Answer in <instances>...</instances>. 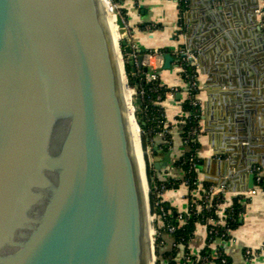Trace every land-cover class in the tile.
Wrapping results in <instances>:
<instances>
[{"label": "water", "instance_id": "obj_1", "mask_svg": "<svg viewBox=\"0 0 264 264\" xmlns=\"http://www.w3.org/2000/svg\"><path fill=\"white\" fill-rule=\"evenodd\" d=\"M118 25L126 77L147 71ZM151 215L101 0H0V264H151Z\"/></svg>", "mask_w": 264, "mask_h": 264}, {"label": "crops", "instance_id": "obj_2", "mask_svg": "<svg viewBox=\"0 0 264 264\" xmlns=\"http://www.w3.org/2000/svg\"><path fill=\"white\" fill-rule=\"evenodd\" d=\"M254 3L255 0H211L208 12L206 0H189L181 25L178 0L119 1L136 48H169L173 52L189 49L197 54V97L202 114L198 174L208 184L225 187L224 204L216 213L219 222L225 220L226 208L233 198L247 187L252 167L261 166L264 175V23L253 10ZM258 3L264 8V0ZM160 79L169 88H179L180 93L162 102L173 140L171 149L161 153L164 140L155 135L153 146L157 149L153 148L156 154L152 159L161 163L160 169L155 168L159 179L181 181L178 187L164 191L162 201L182 212L199 196L184 183V169L175 165L190 150L178 124L187 98V83L177 61L170 69L160 70ZM168 152L171 159L165 164ZM246 202L240 223L230 231L228 240L208 243L207 226L198 223L188 250L201 254L222 248L229 264H264V191ZM161 236L165 243L161 251H170L172 236L166 232ZM247 248L257 251L250 259L245 256Z\"/></svg>", "mask_w": 264, "mask_h": 264}, {"label": "built area", "instance_id": "obj_3", "mask_svg": "<svg viewBox=\"0 0 264 264\" xmlns=\"http://www.w3.org/2000/svg\"><path fill=\"white\" fill-rule=\"evenodd\" d=\"M116 6L117 3H116ZM257 15H261L262 22L264 23V8L256 9ZM134 49H137L133 44ZM166 53L161 52L159 49L154 50L152 52H146L145 65L148 67L146 73V81L149 84L147 87H142L140 84V89L138 92V109H140L146 116L148 121L151 123V127L149 128V133H153L155 135L162 136L164 142L160 146L161 153H166L172 146V136L169 133L168 128L166 127V115L165 109L162 105L163 102V94H161V89L167 88L165 92V98H173L175 95L180 93L179 88L177 87H167L163 85L160 79V70L162 69L164 63V55ZM175 57V61H177L178 65L182 68V72L185 73V77H183L187 83V98L186 102L189 105V109H183V114L178 120L179 129L181 133V137L183 142L189 147V149H194L196 153H198L199 145V137L202 131V114H201V104L197 97L198 94V70H197V54L189 49H180L172 53ZM138 52L134 50V56L137 57ZM174 61V62H175ZM186 61L189 66L192 67L193 72L189 73L183 67V62ZM143 70L137 64L135 65V69ZM187 71V72H186ZM188 126V127H187ZM142 132V130H140ZM142 136V133H141ZM164 146V148L162 147ZM151 149L154 146H150ZM189 150V151H190ZM148 151V150H147ZM154 149L152 151V155H154ZM186 162L189 163V170H194L199 166V162L196 160V155L192 153L188 158L186 157ZM152 166H154L152 164ZM251 172L255 175L254 186L247 191H243L241 195H244L245 199H251L253 196L259 194V192L264 191V175L262 174L261 166L252 167ZM154 182V181H153ZM184 183L188 185L190 183V177L186 178ZM194 184L198 187L197 189H192L190 191L199 192V196L191 200L186 211H182L178 213V221L180 225H184L188 222V219L194 214H200L204 209H220V207L224 204V202L215 201V197L220 193H225V187L223 184L212 185L209 187H204V181H202L199 177L193 181ZM208 184V183H207ZM151 188L154 189L155 195L158 198L153 206L151 207V218L153 223V231H154V240L156 245H159L161 248L164 246V240L162 239V233L157 231L156 223L162 222L164 225V220L168 217L171 211L166 210L163 206L162 195L165 190H167L166 184L161 183L160 185H156L155 182L151 185L150 182V192ZM200 190L203 191V194L200 195ZM237 219L235 214V208L232 207V204L226 208V216L223 222H219L213 216H207L205 225L210 224L208 228V239L209 243H213V241L217 240L219 242H224L229 239L230 236V222H233ZM166 228L164 232L168 233L172 236L171 250H178V253L174 258L177 260L176 264H228V258L224 253L222 248H219L215 253L210 254H197L193 253L190 250H186V236L185 235H176L177 226L171 222L165 223ZM159 243V244H158ZM156 247L154 246L155 251V264L157 261L156 256ZM257 251L253 249L247 248L245 250V256L247 259H250L253 255H255ZM173 258V259H174Z\"/></svg>", "mask_w": 264, "mask_h": 264}, {"label": "trees", "instance_id": "obj_4", "mask_svg": "<svg viewBox=\"0 0 264 264\" xmlns=\"http://www.w3.org/2000/svg\"><path fill=\"white\" fill-rule=\"evenodd\" d=\"M119 1H121V0H117V2H119ZM178 1H179V10H180L179 24L182 25L184 23L183 22V16H184L185 11L188 8V1L189 0H178ZM121 13L125 17V19H127V14H126L124 9H121ZM159 50L163 53H167V52L173 53V51H171L169 48H160ZM152 51H154V50H150L148 52H152ZM183 67L189 73L193 72L192 67L189 66L186 61L183 62ZM126 70L128 72L130 84L133 85L134 81L138 80L139 84L142 87H147L149 85L146 81V73L144 72V70H139L138 68H136L135 74H133V73H131V66L128 63H126ZM182 75H183V77H185L184 72H182ZM166 90H167V88L163 87L160 91L161 94H163V98H162L163 100L165 98L164 96H165ZM182 105H183V108L185 110L189 109V105L186 101H184L182 103ZM137 115H138V119H139L140 126L142 129L143 149L145 151H147L148 148L153 145V139H154L155 134L149 133V128L151 127V123L148 121L147 116L140 109H138ZM197 146L199 148V145H197ZM162 147L164 148V146H162ZM152 151H153V149H152ZM154 153H156V152H154ZM192 153H194L196 155V160L199 162L198 153H196V151L194 149H191L190 151L185 153L179 160H177L175 162V165L182 167L184 169V171L186 172L185 179L190 177V183L188 184L189 190L198 188L196 186V184L193 183V181L199 177L198 167L195 168L194 170L190 171L189 170L190 165L188 162H186V157L188 158ZM146 160H147V173H148V178H149L150 182L154 181L156 185H160L161 183H165L167 189L176 188L181 184L180 180H175L173 178H169L166 180L159 179V177L156 174L155 167L150 165V163H149L148 154H146ZM185 179H184V181H185ZM209 186H210V184L204 183V187L207 188ZM202 194H203V191L200 190V195H202ZM157 199L158 198L155 195L154 189L151 188L150 201H151L152 206ZM215 199H216L215 201L224 202L225 201V194L220 193L219 195H217L215 197ZM246 201H247V199H245L244 195H241V194L236 196L235 198H233L232 207L235 208V214H236L237 219L233 222H230L231 230L235 229L239 225L240 220H241V214L245 209V204L247 203ZM162 204L166 210L171 211L170 214L168 215V217L164 220V222L166 224H167V222H171L177 226V231H176L177 236L182 235V234L186 236V240H187V242H186L187 244L185 246L186 250H188V242L193 237L197 224L198 223L205 224L207 216H213L214 218H216V216H217L216 215L217 210L215 208L204 209L202 213L192 215L188 219V222L186 224L180 225V223L178 221V216H177L179 211L176 210L175 208L171 207V205H169V203H167V202H163ZM165 223L163 225L162 222H160V223L157 222L156 223L157 231H159L160 233L164 232V230L166 228ZM207 226L209 228L210 224H207ZM207 241H208V243L210 242L209 239ZM177 253H178V250H175V249L170 250V251H166V252H162L159 245H156V256H157L156 264H176L177 260L174 258V256H176ZM202 254H210V252H207V250H204L202 252Z\"/></svg>", "mask_w": 264, "mask_h": 264}, {"label": "bare ground", "instance_id": "obj_5", "mask_svg": "<svg viewBox=\"0 0 264 264\" xmlns=\"http://www.w3.org/2000/svg\"><path fill=\"white\" fill-rule=\"evenodd\" d=\"M102 2V7H103V14L106 20V23L108 25L109 31L111 33L113 42H114V47H115V52L117 55V59L119 61V65H120V73H121V77H122V83H123V94H124V98L127 104V108H128V117H129V125H130V130H131V135L133 138V146H134V152L136 154V158L139 164V168H140V174H141V179H142V183H143V188L145 191V195L147 196L149 194V186L147 183V177H146V173H145V160H144V153L141 147V141H140V127L139 124L136 120V116H135V108L133 106V102H132V98H133V91L131 90V88L129 87L128 81H127V77L125 74V69H124V57L122 55V51L120 49L121 47V39H122V34L120 32V27L118 25V11L116 12L115 7H110L109 3L107 2V0H101ZM111 4V3H110ZM152 222L151 217H149V223ZM149 240L150 243L152 244L151 247V264L154 263V253H153V233L154 231H152V228H149Z\"/></svg>", "mask_w": 264, "mask_h": 264}, {"label": "rangeland", "instance_id": "obj_6", "mask_svg": "<svg viewBox=\"0 0 264 264\" xmlns=\"http://www.w3.org/2000/svg\"><path fill=\"white\" fill-rule=\"evenodd\" d=\"M107 2L109 3V6L110 7H115V10H116V12L118 11V13L122 16V18L124 19V21L127 23V19H125V17L122 15V13H121V8H120V6H119V2H117V0H107ZM111 3V4H110ZM116 3H117V5L118 6H116ZM127 26H128V23H127ZM128 28H129V30L131 31L132 29L128 26ZM120 49H122V47H120ZM124 59H125V57H124ZM126 72H127V70H126ZM127 77H128V84H129V87L131 88V90L134 92V87H133V85L132 84H130V81H129V76H128V72H127ZM132 102H133V106H134V108H135V115H136V120H137V122H138V124H139V126H140V122H139V119H138V115H137V112H138V103H137V100H136V95H135V93H133V98H132ZM140 130H142L141 129V126H140ZM142 133V132H141ZM144 152L147 154V151H145L144 150ZM146 154H145V159H146ZM148 159H149V157H148ZM146 162H147V160H146ZM147 173V172H146ZM147 175V180H148V183H149V185H150V180H149V178H148V173L146 174ZM149 203H150V210H152V206H151V201H150V193H149ZM152 231H153V228H152ZM153 238H154V233H153ZM155 241V240H154ZM154 246L156 247V244L154 243ZM156 249V248H155Z\"/></svg>", "mask_w": 264, "mask_h": 264}]
</instances>
